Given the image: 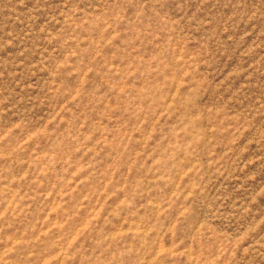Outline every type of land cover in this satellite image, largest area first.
I'll return each mask as SVG.
<instances>
[{
	"label": "rangeland",
	"instance_id": "374dc122",
	"mask_svg": "<svg viewBox=\"0 0 264 264\" xmlns=\"http://www.w3.org/2000/svg\"><path fill=\"white\" fill-rule=\"evenodd\" d=\"M0 264H264V0H0Z\"/></svg>",
	"mask_w": 264,
	"mask_h": 264
}]
</instances>
